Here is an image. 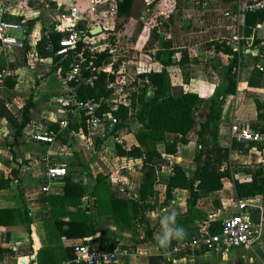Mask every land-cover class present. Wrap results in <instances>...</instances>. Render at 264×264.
Listing matches in <instances>:
<instances>
[{"label":"crops","instance_id":"obj_1","mask_svg":"<svg viewBox=\"0 0 264 264\" xmlns=\"http://www.w3.org/2000/svg\"><path fill=\"white\" fill-rule=\"evenodd\" d=\"M47 1L53 5L57 2L65 5L76 3L82 8L89 2ZM212 1L217 5L215 10L222 12L228 22L215 25L216 37L215 41L208 44L212 47V55L208 59L204 55L206 50L201 47H198V52L196 48H185L188 53L186 80L178 62L183 49L175 48L171 32L163 35L160 28L165 23L172 26L177 22L180 14L176 11L178 14L175 15L176 5L168 16H161L159 0H145L144 11L139 16V30L132 39L134 58L127 60L125 68L128 74L131 68L135 72L132 80L134 88L129 93L126 90V82L121 83L110 74L112 77H107L106 82L107 88L111 90L97 99L103 98L99 110L111 112L120 103L129 105L135 86L143 81L139 74L162 67L166 71L172 92L193 91L202 97L211 95L216 85L221 82V76L213 66L212 60L220 59L225 64L232 57V54H226L220 49L215 50L214 43L224 41L231 46L237 23L223 12H232L238 3L249 0ZM134 4L135 0H131L127 12L117 13L116 27L120 37L129 30L126 20L133 19ZM5 16L25 25L27 48L24 45L23 49L9 54L7 61L0 55V67L6 64L8 69L18 51H33L38 57L50 62L51 68L46 62L45 65H35L38 83L30 91L29 100L32 105L29 109V120L21 131L15 133V127L0 117L13 128L12 131H0V177L9 178L8 186L0 188V210H6L3 216L0 215V264H59L72 256L70 244L83 240H89L103 248L125 251L118 264H149V256H157L155 264H264V236L251 249L235 247L224 255L212 253L211 256V252H197L177 257L175 260H172L169 254L175 239L166 249L156 244V236L161 233L160 218L172 210L177 212V225L184 228L185 237H190L203 225L210 226L211 221L216 220L221 225L223 217L236 211L238 196L234 187L235 179L250 180L254 172L260 171L257 182L264 185V138L246 141L231 139L229 135L232 121L259 130L264 125V118L258 116V113L264 114V71L256 67L257 63L264 64V17L243 15L239 18L238 30L241 38L240 48L236 50L238 62L232 69L233 80L224 82L222 91L210 111V117L218 124L217 141L229 149L230 176L222 177L220 189L198 190L195 202L191 203L186 188L175 187L171 190V196L166 198V184L175 165H179L188 177L193 175V157L200 147L198 123L187 134V142L178 140L175 151L171 153L166 152V142L175 140L179 134L165 132L164 139L155 142L148 140L140 144L138 136L143 132V125L139 121L116 131H111L113 128L108 129L104 125L91 127L90 122L86 123L85 129L82 124L85 114H81L73 117L66 127H59L56 122L50 120L54 112L48 99L63 91L59 83L62 66L59 58L45 50L39 40L41 30L48 24L51 14L45 7L31 0H19L13 3L10 13ZM185 20L183 19L184 25L189 26L191 20L188 19V25ZM192 32L195 30H191ZM203 32L204 30L200 29L197 31L199 34ZM163 42L168 46H164ZM145 44L156 47L152 48L149 54L143 52ZM197 46H201V43ZM40 49L47 51V55L43 56ZM172 49L176 51L172 54L171 62L163 64V59L167 58ZM129 64L131 67H128ZM53 68L59 72L56 80L59 89L50 90L48 96L39 102V96L44 89L54 87L47 79L49 71ZM41 70H44L43 73H39ZM6 76H9L8 70L0 79V83ZM257 103L261 108H257ZM37 105L39 119L34 118ZM200 110L198 121L206 115V110ZM36 122L38 124H35ZM40 125H49L58 130L53 143L48 145L32 139V130ZM44 157H47V160ZM146 157L151 158L148 163L154 169V180L143 202L147 206L142 209L139 204L142 202L140 186ZM48 163L64 166L66 173L53 179L49 189L44 191L41 187ZM251 197L264 202V196L261 194ZM22 200L28 210L29 228L23 220ZM134 202L137 204L136 209L133 208ZM126 216L127 218H124ZM60 220L89 223L93 231L84 236L69 237L58 227L57 221Z\"/></svg>","mask_w":264,"mask_h":264},{"label":"built area","instance_id":"obj_2","mask_svg":"<svg viewBox=\"0 0 264 264\" xmlns=\"http://www.w3.org/2000/svg\"><path fill=\"white\" fill-rule=\"evenodd\" d=\"M17 1L0 0V55L6 61L9 54L23 49L26 42L25 25L5 16ZM31 1L42 5L51 14L48 24L41 30L39 40L45 50L59 58L62 66L59 83L63 91L48 99L54 112L50 120L63 128L76 115L88 113L91 115V127L104 125L112 129L117 119L110 111L99 110L103 98H83L74 87L78 83L92 84V77L85 75V70L105 71L120 81L125 78V47L116 27L118 0H89L84 8L76 3L65 5L57 2L53 5L47 0ZM159 6L161 16H168L175 6V0H159ZM201 6L204 7L205 2H201ZM248 12L264 13V0L238 3L234 11L223 12L237 22L230 43L234 50L240 48L239 18ZM101 54L104 57L95 65L94 60ZM256 67L264 71V64L257 63ZM7 70L6 64L0 67V79L7 74ZM57 131L49 125H40L32 130L31 137L36 142L49 145L54 142ZM229 135L231 139L246 141L264 138V133L259 129L235 121L230 124ZM65 173L64 166L48 163L42 190H48L50 182ZM235 208L234 213L222 218L219 230L212 232L208 225H203L195 235L175 240L169 250L171 259L197 252L224 255L235 247H254L264 236V202L253 197L237 198ZM70 246L72 256L59 264H118L125 252L103 248L89 240L75 241Z\"/></svg>","mask_w":264,"mask_h":264},{"label":"trees","instance_id":"obj_3","mask_svg":"<svg viewBox=\"0 0 264 264\" xmlns=\"http://www.w3.org/2000/svg\"><path fill=\"white\" fill-rule=\"evenodd\" d=\"M131 0L118 1L117 13H125L129 10ZM246 17L253 16L255 18L264 17L262 12H248L244 14ZM164 46H168L166 42H163ZM210 44V43H208ZM215 50L220 49L226 54H232V57L225 64L220 59L212 60V64L218 70L221 76V82L216 85L213 93L208 97H202L198 93L193 91H181L174 93L171 91L170 83L165 69L162 67L159 70H150L148 72H142L139 77L143 79L138 83L135 90L131 93V101L129 105L118 104V106L111 110V113L117 119L111 131L129 126L135 121H139L143 125V131L138 136L140 144L146 143L148 140L155 142L156 140L164 139L165 132H174L179 136L171 141L166 142V152L171 153L176 149V142H187V134L198 123L197 135L200 147L195 152L193 160L195 162V170L191 177H188L185 171L179 166L173 167V174L170 176L166 184V198L171 196V190L175 187H181L188 189L191 203H194L198 194V190L206 189L209 191L217 190L222 187V177L230 176V170L228 165L229 149L221 146L217 141L218 124L210 117V111L216 102L217 97L222 91L224 82L233 80L234 72L232 69L238 62V52L231 48L224 41L214 43ZM25 48L26 45H25ZM43 56L47 55V51L39 50ZM176 49H172L168 52L167 58L163 59V64H169L171 62L172 54ZM104 54L99 55L94 60V64L100 63ZM188 61L187 50L183 49L179 64L182 67L184 79L188 78V71H186V63ZM85 75L92 77V84L78 83L75 84V90L83 98L92 97L95 100L101 95H107L111 89L107 88L106 78L112 75H107L105 71H90L85 70ZM147 79V81H145ZM15 84V78L6 76L1 85L13 87ZM1 90V87H0ZM32 105V101L28 100L22 109V118L17 121L12 112L0 99V117L5 118L15 127V133L22 130L23 126L29 120V109ZM257 108H261V105L257 103ZM206 110L205 117L198 121L201 110ZM132 111V112H131ZM260 118H264V114L258 113ZM91 115H83V128L86 129V123L90 122ZM264 131V125L260 128ZM148 154V153H147ZM150 157L144 159L143 164V178L140 186V199L139 203L142 209L147 206L144 204V199L150 192V187L154 180L153 167L148 163ZM146 162V163H145ZM260 171H256L252 174L250 180L240 181L234 180V187L238 198L251 197L256 194L264 196V185H260L257 182V175ZM196 184L194 185V182ZM9 184V178L0 177V188L7 187ZM136 202L133 204V208L136 209ZM22 216L26 226L29 228L30 218L28 216V210L25 208L22 200ZM5 209L0 210V215H4ZM117 217V215H116ZM124 218H127L124 217ZM58 227L62 233L69 237L84 236L91 233L93 228L89 223L76 222V221H57ZM220 224L218 221H211L209 229L212 232L219 230ZM174 242V241H173ZM157 256H149V264H155L154 260Z\"/></svg>","mask_w":264,"mask_h":264},{"label":"rangeland","instance_id":"obj_4","mask_svg":"<svg viewBox=\"0 0 264 264\" xmlns=\"http://www.w3.org/2000/svg\"><path fill=\"white\" fill-rule=\"evenodd\" d=\"M144 1L145 0H135V4L133 6V19H127L128 23V32L127 34L121 35L120 39L123 42V46L125 47V59L126 64H128L127 60L134 58V48L132 39L136 37L137 32L139 30L140 18L139 16L143 13L144 9ZM201 2H205V6H201ZM175 15L179 12L180 17L177 19V22L172 26L170 24L165 23L161 25V33L163 35L167 34L168 31L171 32L173 36V46L177 49H190L196 48L198 52V47H201L205 52V57L208 59L212 52H210L211 46L208 43L211 41H215V33L216 26L218 24L224 25L225 22H228V19L222 15V12L216 11L217 5L212 0H175ZM185 9V10H183ZM177 11V12H176ZM148 16V15H147ZM156 16H153V18ZM183 19H190V25L185 26ZM148 21V20H147ZM219 21V23H218ZM149 22V21H148ZM151 24V22H149ZM195 30V32L191 33V30ZM204 30L203 33H197L198 30ZM214 37V38H213ZM214 39V40H212ZM153 43V42H152ZM201 43V46H197ZM159 44L157 43L156 46ZM156 46L152 44H145L143 46V52L149 53L152 52V48ZM14 61L8 66L9 77L15 78V84L13 87H8L5 85H1L0 90V99L2 102L6 104L9 110L12 112L13 116L17 119V121L22 118V109L26 102L30 99V91L33 90L38 83V78L36 77V64L43 63L44 65L47 63L49 68H51V63L46 62L44 59L38 57L33 51H18L14 55ZM144 57V56H143ZM165 57V56H164ZM145 59V57L143 58ZM46 62V63H45ZM131 67V64H129ZM133 65V64H132ZM130 70V69H129ZM44 70H41L39 73H43ZM128 72V70H127ZM130 74L126 73V78H124L121 83L126 82L127 85L126 90L130 93L133 90V76L135 75L134 70L129 71ZM59 72L57 69H51L48 73L47 79L54 84L53 88L44 89L43 93L40 94L38 101L42 102L45 97L48 96L50 90L54 91L59 89L58 84L56 83ZM128 83V84H127ZM124 85V86H125ZM121 86V85H120ZM136 87V86H135ZM34 118L39 119V108L38 105L35 108ZM44 121V118H42ZM35 124H38L36 122ZM12 126L6 122L4 119L0 118V131H12ZM30 129H28L29 131ZM26 131V130H24ZM210 256L212 253L209 254ZM221 255V254H218Z\"/></svg>","mask_w":264,"mask_h":264},{"label":"clouds","instance_id":"obj_5","mask_svg":"<svg viewBox=\"0 0 264 264\" xmlns=\"http://www.w3.org/2000/svg\"><path fill=\"white\" fill-rule=\"evenodd\" d=\"M177 212L172 210L160 218L161 233L156 236V244L166 249L172 240H183L186 233L182 226L177 225Z\"/></svg>","mask_w":264,"mask_h":264},{"label":"water","instance_id":"obj_6","mask_svg":"<svg viewBox=\"0 0 264 264\" xmlns=\"http://www.w3.org/2000/svg\"><path fill=\"white\" fill-rule=\"evenodd\" d=\"M185 24H186V25L189 24V20H188V19L185 20ZM92 31H94V30H92Z\"/></svg>","mask_w":264,"mask_h":264}]
</instances>
